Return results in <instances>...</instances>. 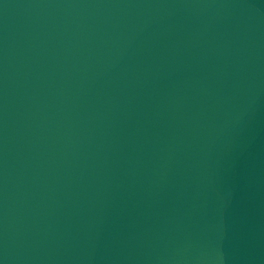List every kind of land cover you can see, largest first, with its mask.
<instances>
[{
	"label": "water",
	"instance_id": "obj_1",
	"mask_svg": "<svg viewBox=\"0 0 264 264\" xmlns=\"http://www.w3.org/2000/svg\"><path fill=\"white\" fill-rule=\"evenodd\" d=\"M0 264H264V0H0Z\"/></svg>",
	"mask_w": 264,
	"mask_h": 264
}]
</instances>
